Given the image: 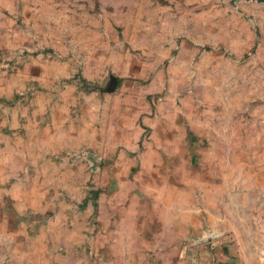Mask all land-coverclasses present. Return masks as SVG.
Listing matches in <instances>:
<instances>
[{"label": "rangeland", "instance_id": "1", "mask_svg": "<svg viewBox=\"0 0 264 264\" xmlns=\"http://www.w3.org/2000/svg\"><path fill=\"white\" fill-rule=\"evenodd\" d=\"M0 264H264V4L0 0Z\"/></svg>", "mask_w": 264, "mask_h": 264}, {"label": "water", "instance_id": "2", "mask_svg": "<svg viewBox=\"0 0 264 264\" xmlns=\"http://www.w3.org/2000/svg\"><path fill=\"white\" fill-rule=\"evenodd\" d=\"M253 1H257L259 4H264V0H253ZM116 87H117V80L114 79L112 81V86H111L110 91L111 92L114 91L116 89Z\"/></svg>", "mask_w": 264, "mask_h": 264}]
</instances>
